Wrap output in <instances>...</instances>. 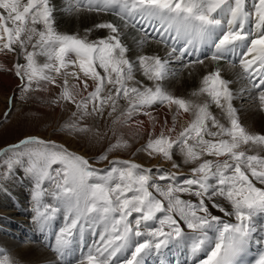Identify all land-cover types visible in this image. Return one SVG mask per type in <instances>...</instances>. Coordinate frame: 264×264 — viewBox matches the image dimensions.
<instances>
[{"label":"snow or ice","instance_id":"snow-or-ice-1","mask_svg":"<svg viewBox=\"0 0 264 264\" xmlns=\"http://www.w3.org/2000/svg\"><path fill=\"white\" fill-rule=\"evenodd\" d=\"M71 16L95 19L61 30ZM0 55L18 81L5 120L54 87L69 130L111 118L115 140L95 157L34 135L0 148V195L27 188L41 233L63 219L46 251L0 245V264H264V129L243 118L264 114V0H0ZM129 124L158 165L115 157Z\"/></svg>","mask_w":264,"mask_h":264},{"label":"rangeland","instance_id":"rangeland-1","mask_svg":"<svg viewBox=\"0 0 264 264\" xmlns=\"http://www.w3.org/2000/svg\"><path fill=\"white\" fill-rule=\"evenodd\" d=\"M107 17L108 19L112 18L111 16ZM129 38L131 39V37ZM0 59H4V56L0 55ZM8 60L11 59L8 58ZM1 89L5 95L3 98L0 97V148H4L11 143H16L19 139L27 135H34L45 140L62 143L69 150L76 151L87 157H95L97 154L106 150L110 143L115 142L109 131L112 127L111 118L102 121H93L89 118L86 123L92 128V132L87 135L78 134L75 131L69 130L65 125L70 116V112L61 111L47 103V101L54 98L57 92L54 87L50 88L46 93H32L31 99L26 103L20 101L19 94H17L18 102L12 111L11 118L5 120L3 113L6 111L5 100L7 90L4 86ZM141 117L143 118V116ZM97 132H99V135L96 134ZM118 135L127 141V147L115 150V157L133 160L146 167L154 166H150V163L156 159H150L149 163H145L146 152L143 151L142 146L147 140L146 131L131 135L129 127L124 125L119 129ZM111 155L113 153H110ZM95 165L101 168L104 166L100 162H95ZM165 167H169V165H165ZM182 171L187 173L188 168H183ZM57 217L62 218L60 215ZM56 221L57 219L54 220L53 225ZM36 231L39 233L38 230ZM49 232L51 230L46 231V233Z\"/></svg>","mask_w":264,"mask_h":264},{"label":"bare ground","instance_id":"bare-ground-1","mask_svg":"<svg viewBox=\"0 0 264 264\" xmlns=\"http://www.w3.org/2000/svg\"><path fill=\"white\" fill-rule=\"evenodd\" d=\"M249 3H251V0H249ZM94 19V16L67 17L62 23L61 30L69 32L77 31L78 29H83L84 27L91 26V23ZM100 19L104 20L108 19V17L102 16L100 17ZM251 27V23H249V30H251ZM129 41H131L130 38ZM143 51L147 54H151V49L149 48H145ZM8 58L11 60H8ZM4 59H0V63H4L10 66L11 63L14 62L15 58L10 56L4 57ZM17 83L18 81L16 80L14 75L0 71V97L3 98L5 95L4 91H2L1 89L2 86L6 88L7 96L10 93V90L15 88ZM194 86V82H189L188 84L184 85V89L190 92L192 90V87ZM239 86V84L236 85V87ZM177 87L179 88V85H177ZM239 103L240 102L238 101L237 106H239ZM243 118L247 125H249L254 130L260 131L264 129V114H259L251 108L246 107L243 111ZM138 119L145 120V123L147 125L146 117H139ZM127 126L129 127L131 135L134 133H141L146 131L145 128H137L135 125L129 124ZM145 155V163L147 164L149 163L151 158L147 156V153ZM151 165H158L157 160H154L152 163H150V166ZM12 191L14 195L13 199L11 200L0 195V229H3V231L0 232V245L11 248L15 251L17 245L23 246L26 244V242H31L34 247L39 248L41 251H46L45 246L49 243L50 240L54 239L51 233L58 230L59 227L62 226L63 219L56 217L57 221L52 226L51 232H45L43 233V235H41V232L39 231L38 233L33 228L31 223V214L28 201L29 193L27 188L15 186ZM48 255L50 257L48 264H55L54 258H51L52 253L48 252Z\"/></svg>","mask_w":264,"mask_h":264}]
</instances>
